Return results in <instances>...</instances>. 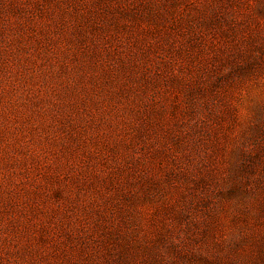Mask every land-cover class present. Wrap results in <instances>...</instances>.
I'll return each instance as SVG.
<instances>
[{"label":"rangeland","instance_id":"374dc122","mask_svg":"<svg viewBox=\"0 0 264 264\" xmlns=\"http://www.w3.org/2000/svg\"><path fill=\"white\" fill-rule=\"evenodd\" d=\"M0 264H264V0H0Z\"/></svg>","mask_w":264,"mask_h":264}]
</instances>
